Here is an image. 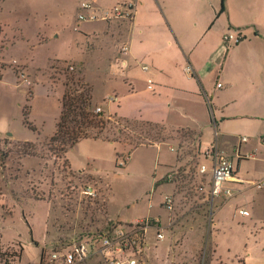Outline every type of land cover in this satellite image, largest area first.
I'll return each instance as SVG.
<instances>
[{
    "label": "crops",
    "instance_id": "0c3cea01",
    "mask_svg": "<svg viewBox=\"0 0 264 264\" xmlns=\"http://www.w3.org/2000/svg\"><path fill=\"white\" fill-rule=\"evenodd\" d=\"M84 2L92 4L86 12L81 10ZM119 2L79 0L76 5L74 36L90 45L88 51L102 52L104 82L114 92L110 97L98 96L85 68L86 81L92 88V105L102 102L106 111L109 104L116 105L118 115L130 119L120 115L121 100L116 92L125 90V97L133 98L147 93L152 102H157L158 106H154L161 109L160 119L143 121L161 125L165 132H198L202 152L209 149L214 152L209 155L210 166L206 165L208 173L213 162L221 159L231 162L235 167V180L230 184L233 197L225 202L221 199L210 202L211 238L216 255L224 264H264V0H138L128 19L112 16ZM83 13L88 18L95 15L96 19L80 20ZM39 31L36 42L25 36L26 40L14 48L18 50L16 54L8 47L0 52V60L6 64L0 81V139L37 146L55 135L65 93V85L55 88H61L60 108L51 127H47L55 90L44 72L54 61L83 67L85 64L83 59L59 57L45 49L47 43L61 37L58 30L50 34L45 29ZM226 35L231 38L230 43L224 40ZM118 60L126 62L124 74ZM17 65L22 72L14 67ZM25 78L32 87L24 82ZM27 108L36 131L24 124ZM19 123L22 130L17 129ZM84 142L113 146L116 143L86 139L65 155L71 170L100 177L94 170L97 159L85 157L79 162L71 157L72 151H80ZM144 147L158 151L167 147L175 159L161 161L159 153L154 168L163 167L164 173L156 179L155 171L156 191L169 185L156 187L157 182L166 179L177 156L168 142L134 149ZM117 157L118 153L115 164ZM27 158L42 163L38 156H22L21 161ZM129 159L124 167L115 165V168L125 170ZM242 210L250 212V216L241 215ZM160 217L148 215L136 223ZM118 222L124 223L119 219ZM26 224L30 243L21 241L18 235L10 238L1 235L0 250L6 253L10 246L19 243L21 254H6L7 257L17 259V264H41L47 239L44 235L37 237L27 221ZM29 254L34 255L32 259Z\"/></svg>",
    "mask_w": 264,
    "mask_h": 264
},
{
    "label": "rangeland",
    "instance_id": "374dc122",
    "mask_svg": "<svg viewBox=\"0 0 264 264\" xmlns=\"http://www.w3.org/2000/svg\"><path fill=\"white\" fill-rule=\"evenodd\" d=\"M78 1L0 0V19L3 21H0V52L4 47L15 50L19 42L26 40L25 36L36 42L40 28L48 34L58 30L61 37L47 43L45 49L59 57L83 59L85 64L83 67L65 61L52 62L44 75L51 80L53 89L67 83L71 85L70 89H75L79 80L91 87L85 78L87 68L96 94L110 97L114 92L104 82L102 52L88 51L90 45L74 36L72 25ZM5 65L0 60V74ZM14 67L18 72L23 71L18 65ZM28 86L32 87V84ZM116 94L121 100L120 115L130 119L120 117L116 105L109 104V111L102 102L92 106V110L101 108L110 119L111 124L101 133V138L118 139L116 146L84 142L80 151L71 153V157L79 162L85 157L97 159L94 170L100 177L71 170L66 157L61 154L56 157L48 142L38 145L36 150L42 163L33 158L22 162L18 152L31 150L22 143L0 139V236L18 235L21 241L30 243L27 221L37 237L44 235L47 239L42 248L44 256L59 245L95 236L97 232L121 223L118 219L136 223L138 219L153 215L162 217L152 221L158 232L164 234V239L156 242V229L148 231V246L142 264H224L217 257L216 245L211 238L209 176L199 173L201 165L210 166L209 155L214 152L210 149L202 152L198 132H165L161 125L147 123L156 117L160 119L161 111L147 93L134 98L125 97V90ZM60 97L61 88L53 94L47 127H51L60 108ZM22 128L19 123L17 129ZM119 129L123 135H118ZM91 133L99 134V130L92 129ZM162 142L171 144L177 161L168 169L166 182L169 185L154 191L155 171L156 179L164 173L163 167L154 168L159 162V153L161 161H175L174 156L167 147L163 151L134 148L138 143L154 145ZM128 157L126 169L117 170L115 165L124 167ZM165 195L172 200L171 210L166 209ZM3 198L5 201H1ZM6 254L19 256V243L10 246ZM33 256L29 254V258ZM3 259L1 257L0 262ZM17 261L14 259V264Z\"/></svg>",
    "mask_w": 264,
    "mask_h": 264
},
{
    "label": "built area",
    "instance_id": "2783aa9c",
    "mask_svg": "<svg viewBox=\"0 0 264 264\" xmlns=\"http://www.w3.org/2000/svg\"><path fill=\"white\" fill-rule=\"evenodd\" d=\"M138 0H121L112 13L115 18H131ZM92 7L91 3H82L81 10L86 12ZM80 20H95L96 16L88 18L86 14L79 15ZM224 40L229 43L231 38L224 36ZM238 39H236L237 41ZM118 66L122 74L125 72L126 62L118 60ZM187 72L191 70L188 68ZM24 82L30 85L28 79ZM218 87H221L219 84ZM102 113L101 108L94 110ZM199 173L209 176L208 195L211 200L221 199L222 202L228 201L234 195V189L230 186L235 180V167L231 162L224 159L213 162L210 173L206 165H201ZM166 209H172V200L166 198ZM240 214L250 216V212L242 210ZM153 221L147 219L146 222L137 223H115L109 229L97 232V235L62 244L50 250L42 256L41 264H142L143 253L148 246V231L153 229ZM156 229V228H155ZM157 233L155 241L164 239V234ZM15 258H7L1 264H14Z\"/></svg>",
    "mask_w": 264,
    "mask_h": 264
},
{
    "label": "trees",
    "instance_id": "16d2710c",
    "mask_svg": "<svg viewBox=\"0 0 264 264\" xmlns=\"http://www.w3.org/2000/svg\"><path fill=\"white\" fill-rule=\"evenodd\" d=\"M2 74H0V81ZM77 88L70 89L69 83L65 85L66 90L62 98V113L57 125L55 135L48 141L50 151L56 156L66 155L69 150L74 149L82 140H104L111 143L119 142L118 139H103L101 133L111 124L110 119L106 118L103 113H96L92 110V88L83 80L76 83ZM24 124L32 131H36L35 127L30 123L28 118V108L24 116ZM162 127V126H161ZM92 129H98L99 134H92ZM164 130V128H162ZM118 135H123L122 130H117ZM147 145L138 143L136 147ZM23 147H28L31 151L20 150L21 156H38L36 150L38 146L34 143H22ZM135 147V148H136ZM6 158L8 155L5 156ZM68 162V161H67ZM117 168H122L120 165ZM167 179L157 182L156 187L167 183ZM6 259V253L0 250V259ZM8 258V257H7ZM2 262H0L1 264Z\"/></svg>",
    "mask_w": 264,
    "mask_h": 264
},
{
    "label": "water",
    "instance_id": "95a60500",
    "mask_svg": "<svg viewBox=\"0 0 264 264\" xmlns=\"http://www.w3.org/2000/svg\"><path fill=\"white\" fill-rule=\"evenodd\" d=\"M10 135V134H9Z\"/></svg>",
    "mask_w": 264,
    "mask_h": 264
}]
</instances>
